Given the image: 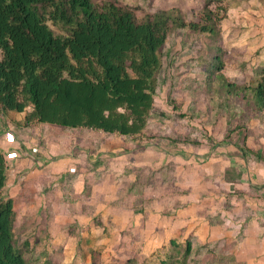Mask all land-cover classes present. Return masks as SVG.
<instances>
[{"label": "trees", "instance_id": "trees-1", "mask_svg": "<svg viewBox=\"0 0 264 264\" xmlns=\"http://www.w3.org/2000/svg\"><path fill=\"white\" fill-rule=\"evenodd\" d=\"M134 1L133 8L121 0H0V135H12L25 153L10 158L0 145V264H30L25 257L29 241L18 245L15 240L14 204L42 196L44 204L37 222L72 214L94 217L97 224H103L95 216V205L104 202L111 216L141 215L134 231L137 240L153 211L165 224L169 220L173 224L171 215L178 216L187 207L190 201L186 197L191 193L182 186L178 162L136 164L127 160L128 151L149 147L159 151L161 147L164 156L178 149L183 156L187 150L196 155L204 150L207 157L213 150L216 153L213 139L219 135V144L233 149L230 156H240L244 163L224 166L221 176L229 187L208 191L217 195L216 210H199L196 219L208 229H237L236 237L241 240L250 216L230 220L225 215L238 204L241 211L247 209L249 198L250 203L264 201V194L247 193V197L242 186L230 188L242 185L247 163H264V143L258 141L264 136L260 127L264 123V66L244 63L242 69L255 73L247 85L228 81L220 73L226 66L225 56L234 53L228 54L223 46L219 0L204 2L192 16L185 14L188 19L176 8H157L156 0ZM139 10H143L142 16ZM200 37L206 41L208 53L199 47ZM240 63L236 61L238 66ZM184 78L208 87L214 80L224 81L229 98L251 103V116L258 122L255 129L247 130L244 123L232 128L233 111L228 115L229 126L219 131L197 132L193 126L167 133L156 128L153 118L164 113L156 111V97L164 93L166 102L173 103L174 96L196 98L194 93H203L193 91L198 87ZM13 114L24 116L15 121ZM177 117L195 122L187 115ZM36 130L44 137H38L29 148ZM251 136L255 141L250 145ZM65 139H70L74 168L59 172L58 179L43 172L20 183L17 194L11 196L9 173L20 172L16 163L9 161L28 158L43 168L48 159L40 147ZM110 143L120 147V153L103 148ZM120 155L122 164L117 161ZM79 178L84 180L81 191L75 187ZM110 186L114 188L113 201H105ZM21 223L27 227L36 222L24 217ZM185 231L181 228L183 234ZM170 244L173 253L159 264H249L238 259L234 245L225 237L202 239L190 231L182 242L170 240Z\"/></svg>", "mask_w": 264, "mask_h": 264}, {"label": "rangeland", "instance_id": "rangeland-1", "mask_svg": "<svg viewBox=\"0 0 264 264\" xmlns=\"http://www.w3.org/2000/svg\"><path fill=\"white\" fill-rule=\"evenodd\" d=\"M121 1L123 4H127L133 8L136 6L134 0ZM206 1L208 0H156L155 3L157 4V8L168 9L173 7L184 15L189 14L192 16V14L197 12V9ZM143 2L146 3L150 1L144 0ZM218 2L222 5V9L219 12L220 18L222 17V19L219 21L218 25L221 32L220 34L224 37L223 46L228 50V54H230L229 52L231 51L234 53L225 56L226 66L220 73L223 74L228 81H237L239 85H247L255 78V73L251 75L249 71H246V67L242 69L244 63L254 67L264 66V0H219ZM141 5L143 6V3ZM224 9L225 12L223 11ZM137 13L139 16L144 14L143 10H139ZM186 18L188 19L189 17L187 16ZM199 41L201 42V44H199V47L202 48L201 50L204 49L207 51L206 53H208L204 38L200 37ZM237 60L241 62L239 66L236 64ZM184 80L180 84L182 90L183 84L185 83ZM191 81L198 87H195L193 91H198L199 89L201 93L203 92L202 94L194 93L193 97H199L198 99L186 98L184 95H178L173 97V103H169L164 99L166 98L164 93H162L160 97L155 98L156 111L158 113L164 112L163 115L161 114L153 118V123L156 128H162L167 133H173V131L182 132L183 129H190L193 126L197 129V132L200 130H205V132L219 131L229 126V123L227 124L228 115L233 111L235 120L230 123L232 128H234L236 124L244 123L247 130L255 129L258 122L251 116V113L253 114L254 112L252 107L249 106L251 103H245V101L239 99L240 97L235 98L232 96V98H229L224 88V81L218 79L214 80L210 83L209 87L204 82L202 84L198 82L197 84L193 80ZM191 81H187V83ZM201 98H203V100H201ZM180 115L189 116L195 120L197 125L195 126V122H190L186 118L179 119L177 116ZM220 115H223V118L220 117ZM17 118H22V115H18ZM1 122L0 120V130H3ZM260 127L264 129V123H261ZM35 134V137L30 139L31 142L28 144L29 148L32 147V144L37 142L38 137L42 139L44 137L39 130H36ZM218 137L213 139V143L216 145V153H214L213 150L207 157L204 155V150L197 155L194 154L192 150H187L182 156L180 154V149L174 151V153L168 152V156H164L163 152L160 151L161 147L159 151L150 147L144 151H128L129 153L126 152L125 156L127 160H134L133 163H148L154 166L160 162H169L170 160L179 161L178 171H180L182 186L191 191L186 197V200L191 202L188 204V211L195 217L196 211L199 210L200 206L203 208L207 205H213L214 202H216L217 195L208 191L212 189L218 190V188L224 186L228 187L221 176L224 166L227 165L228 162V164L231 165L244 163V161L239 158L240 156L235 155L231 157L230 152L235 153L234 150L227 148L226 144H224V146H222L223 144H219L221 143V139L219 135ZM13 138L14 137L9 133H6L4 136L0 135L2 144L6 143V147H12V149L16 151L6 154L7 156L9 155L10 158L16 155L19 157V155L23 153L18 147L20 146L19 142ZM253 141H255V138L251 136L250 143H248L251 145ZM258 141L261 142V144L264 143V136L258 137ZM129 146L132 148L133 143H130ZM40 152L51 159L54 155L66 154L63 158L60 157L58 160L51 162L55 166L51 168V170L59 167L58 173L56 172L54 175L56 178L59 172L67 168H74V162L76 161L72 158L73 156L70 155L69 148L64 142H58L53 145L48 143V145L46 144L40 147ZM23 154L25 155V153ZM121 157V155L117 157V161L120 164L124 161ZM27 159L28 158L18 159L21 163L20 170L26 166L25 161ZM252 164L249 165L247 173L243 176L245 178L242 180V185L230 186L231 190L242 186L241 188L246 190L245 195L247 197L252 194L253 196H257L255 194H264V191H262L264 189V163ZM83 183L84 180L81 179L79 184H75L79 186L80 191L83 189ZM55 185L58 186V184ZM250 188H252L253 191L250 190ZM103 190L104 189H100V192H104ZM105 193V201H113L114 188L110 186V189ZM204 193L207 194L203 196ZM198 195L204 198L199 203L200 205L196 204V202H198ZM250 202L251 200L249 198V207L244 211H241V205L238 204L232 213L228 215L224 213V215L225 218L231 220L234 216H240L241 218L249 214L251 218L247 224L251 228L248 227L250 230L248 228L246 229L244 233L245 236L240 240L241 248L236 251V253L239 257L238 259L241 261H247L249 264H264V248H262L264 245V209L258 205L261 210L258 208L253 210L254 205ZM19 208L18 205L17 210H19ZM26 208L29 210V213L25 211V214H30L32 216L38 213L37 215L40 219L39 215L41 208L38 212H36L38 207L32 204ZM107 208L104 202L95 205V216L97 219L103 221V224H97L94 217L90 218L83 215L75 216L68 214L64 216L63 219L54 216L53 220L51 219L49 222L41 221L29 224L27 227H21L20 223L23 217L20 218L18 216L16 222L12 226L14 227L15 240L18 245H21L26 239L29 241L30 249L26 251L25 257L30 264H143L139 256L145 257L144 264H158L160 260L166 262L169 255L173 253L174 247L170 244V240H176L177 243L184 240L181 239L180 234L181 228L185 226L184 222L179 220V218L183 216L182 212L178 213V216L171 215L175 222L170 224L169 220L166 226L161 224L163 225L162 227L160 225L161 216L157 211H153L151 216L154 219L152 220V218H150V223L143 229L141 228L142 231H140L139 234L142 235L141 238L137 240L134 239V231L135 228L138 227L137 225L140 224L139 220L141 215L138 217L136 216L137 218H135L136 221L134 222L136 224L129 227L130 229L127 228V231L130 232V234H127L124 233V231H126L125 229H120L118 226V215H109V213H107ZM253 212H255V214ZM155 216L157 218H155ZM124 217L129 218V215L125 214ZM176 217L177 220L175 219ZM129 222L131 223L133 220L129 218ZM188 222L191 228L193 222ZM126 223L129 225L128 222ZM259 223L261 227H256ZM122 226L125 227V224L123 223ZM61 227H63L62 230ZM199 227L200 228H197V230L195 229L194 232H196L197 236L199 235L201 237V235H203L202 238H204L206 229L202 226ZM158 229L161 230L164 235L163 237L160 233H157ZM232 235L231 233L230 237H232ZM211 236L210 240H214L219 235L213 232ZM129 239L131 241H129ZM132 239L135 240V242H133ZM60 240L62 243H60ZM131 243H133V245ZM134 255L135 262H133L134 259H132ZM128 259L131 263H127Z\"/></svg>", "mask_w": 264, "mask_h": 264}, {"label": "crops", "instance_id": "crops-1", "mask_svg": "<svg viewBox=\"0 0 264 264\" xmlns=\"http://www.w3.org/2000/svg\"><path fill=\"white\" fill-rule=\"evenodd\" d=\"M18 115H22V114H13L12 115V118H13V120H15V121H21L22 120V118H23V116L24 115H22V118H17L18 117ZM60 142H64V143H66L67 144V146H68V148H69V151H71V149H70V145H69V143H70V139H65V140H62V141H60ZM122 142V140H120V139H118V143H121ZM56 143H58V142H56ZM55 144V143H54ZM0 145L2 146V147H4V150L6 151V152H13L14 150L12 149V147H6L7 146V144L6 143H4V144H2V142L0 141ZM51 145H53V144H51ZM104 145V144H103ZM19 148H20V146H18ZM103 148H105V149H107L108 151H110V152H115V153H120V151L122 150L120 147H115L114 148V145H113V143L111 144L110 143V145H106V146H104ZM118 149H119V151H118ZM14 152H16V151H14ZM44 156V155H43ZM53 156V155H52ZM64 156H66V154L65 155H54V157L51 159V158H47V156H44V157H46L47 159H48V161L47 162H45V165H44V167L43 168H39V167H37L36 165H35V163H33V162H30V160H26L25 162H26V166H24L23 168H21V170H20V167H21V163L19 162V160L18 159H16V161L15 160H13V161H9V162H14V163H16V168L18 169V171L17 172H20L19 174H20V176H19V174H14V173H9V179H8V192L10 193V195L11 196H15L16 194H17V192H18V190H19V186H20V183H22V182H28V181H31V180H33V179H35L37 176H39V175H41L43 172L45 173H49V172H51L53 175H55V173L57 172L58 173V171H59V167L57 168H55V169H53V170H51V168H53V167H55L54 166V164L53 163H51L52 161H55V160H58V158H60V157H64ZM21 159H23V158H21ZM69 161V160H68ZM68 161H66V162H68ZM19 162V163H18ZM22 162V161H21ZM178 163H179V161H177ZM22 163H24V162H22ZM68 164V163H67ZM243 164V163H242ZM252 163L250 162V164L249 163H247L246 164V171H245V173H247V169H249V165H251ZM253 165V164H252ZM41 170V171H40ZM64 171V170H63ZM263 176V175H262ZM264 177V176H263ZM17 178H19V180H17V181H15V179H17ZM245 178V177H244ZM243 178V179H244ZM82 178H79V181L77 182V184H79L80 183V180H81ZM15 182H16V184H15ZM240 186V185H239ZM75 187L77 188V190L78 191H80L79 190V186L77 185H75ZM229 187V186H228ZM14 191V192H13ZM198 197H199V195H198ZM197 197V198H198ZM202 199H204V198H202ZM202 199L201 198H198V202H196V204H199L201 201H202ZM44 196H42L39 200H32V201H30L29 203H26V202H17V203H15L14 204V210H15V212H16V219H15V222H16V220H17V217L19 216L20 218L21 217H23L22 219H24V217H28L29 218V220L30 221H32V222H36L37 223V220L39 219L38 218V213H36V215L34 214V215H30V214H25V211H26V213H29V210H27V206H29L30 204H32V205H34V206H37L38 207V210H36V212H38L39 211V209L40 208H42L43 207V204H44ZM191 203V202H190ZM215 203V202H214ZM19 205V210H17V206ZM192 205H195V204H192ZM200 205V204H199ZM252 205H254V208H253V210H255V208L257 209H260L261 210V208L260 207H258V205H260L263 209H264V201H261V203H258V204H256V203H253ZM215 206V207H214ZM103 207V206H102ZM206 207H211V209L212 210H216V205L215 204H213V205H207V206H205V207H203V208H201V206H200V208H199V210H202V209H204V208H206ZM188 208H189V205H187V207H185L184 208V210L182 211V214H183V216H181L183 219H185V220H182V222H184V225L185 226H183L184 228H186L187 230L185 231V234H183L181 231H180V234H181V239H184L185 237H186V235H187V233L188 232H190V231H195V229L197 230V228H200L199 226H202L204 229H206V235H204V238H202L203 237V235H201V237L198 235V237H200V238H202V239H208V240H210V238L212 237L211 236V233H213V232H215V233H217L219 236L218 237H216V238H219V237H225L226 239H227V242L228 243H232L233 245H234V253L237 255V253H236V251H238L240 248H241V241L240 240H238V238L236 237V230L237 229H232V230H227V231H224V230H222L221 229V227H218V228H214V229H208V226L206 225V224H204V223H202V221H199V220H197L196 219V216L194 217L189 211H188ZM199 210H197V211H199ZM196 211V212H197ZM251 213H252V211H251ZM254 214H255V212H253ZM129 215V218H131L132 220H133V222H129V218L128 217H124V215ZM25 215V216H24ZM124 215L121 217V216H119L118 217V226H119V228L120 229H127V228H129V227H131V226H133L134 224H136V223H134L136 220H135V218H137L136 216H134L132 213H124ZM186 215H188L189 216V219H187L186 218ZM248 217H249V214H246ZM253 216V215H252ZM58 218H60V219H63V217L62 216H60V217H58ZM155 218H157L156 216H155ZM251 218V217H250ZM22 219H21V222H22ZM154 218H152V220H153ZM61 221V220H60ZM188 221H191V222H193V225H192V227L190 228V224H189V222ZM126 222H128L129 223V225L126 223ZM125 224V227L124 226H122V224ZM149 223H150V221H149ZM248 223V222H247ZM21 225H22V223H20ZM161 224H164L165 226L167 225V224H165V222L163 221V219H161L160 218V225ZM121 225V226H120ZM260 225V223L259 224H257L256 225V227H258ZM162 227H163V225H161ZM248 227L249 228H251L249 225H248ZM261 227V226H260ZM160 228V227H159ZM202 228V229H203ZM248 228V229H249ZM130 229V228H129ZM61 230H62V227H61ZM250 230V229H249ZM60 232V231H59ZM157 233H160L161 234V236L163 237L164 235L162 234V232H161V230L160 229H158L157 230ZM195 234H196V232H194ZM233 234L232 235V237H230V234ZM263 236H264V232H263ZM247 237V236H246ZM146 238V237H145ZM215 238V239H216ZM233 238V239H232ZM250 238V237H249ZM251 239V238H250ZM245 241H247V240H245ZM60 243H62V241L60 240ZM133 245V244H132ZM262 248H264V245H263V247ZM238 256V255H237ZM133 257H135V255L133 256ZM139 259H140V261L144 264L145 262H144V259H145V257L144 256H139ZM161 261H163V260H160L159 262H158V264L161 262Z\"/></svg>", "mask_w": 264, "mask_h": 264}, {"label": "clouds", "instance_id": "clouds-1", "mask_svg": "<svg viewBox=\"0 0 264 264\" xmlns=\"http://www.w3.org/2000/svg\"><path fill=\"white\" fill-rule=\"evenodd\" d=\"M12 158V157H11Z\"/></svg>", "mask_w": 264, "mask_h": 264}]
</instances>
